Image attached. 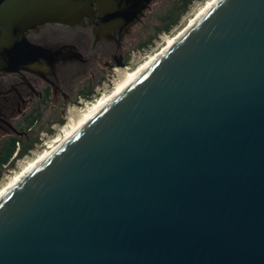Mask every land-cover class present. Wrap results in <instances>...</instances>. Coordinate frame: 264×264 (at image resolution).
<instances>
[{
	"label": "water",
	"instance_id": "water-1",
	"mask_svg": "<svg viewBox=\"0 0 264 264\" xmlns=\"http://www.w3.org/2000/svg\"><path fill=\"white\" fill-rule=\"evenodd\" d=\"M151 1L0 0V71ZM0 264H264V0H221L2 196Z\"/></svg>",
	"mask_w": 264,
	"mask_h": 264
},
{
	"label": "flooded vegetation",
	"instance_id": "flooded-vegetation-1",
	"mask_svg": "<svg viewBox=\"0 0 264 264\" xmlns=\"http://www.w3.org/2000/svg\"><path fill=\"white\" fill-rule=\"evenodd\" d=\"M130 26L106 37L85 18L81 24L45 23L26 32L31 43L63 55L54 64L52 55L40 56L35 69L0 71V179L7 165H15L53 123L62 122L69 107L95 94L105 72L127 64L123 38Z\"/></svg>",
	"mask_w": 264,
	"mask_h": 264
},
{
	"label": "bare ground",
	"instance_id": "bare-ground-1",
	"mask_svg": "<svg viewBox=\"0 0 264 264\" xmlns=\"http://www.w3.org/2000/svg\"><path fill=\"white\" fill-rule=\"evenodd\" d=\"M221 0H205L189 21L174 34L170 35L160 48L145 57L137 65L130 69L125 66L115 68V73L119 75L115 83L113 82L111 90L105 92L97 99L87 102L84 106L70 111L68 121L60 127L58 132L53 135L32 158L26 161L16 171L8 174L4 183L0 185V198L12 189L23 177H25L36 165H38L46 156L69 138L85 122H87L95 113L115 97L123 88H125L133 79H135L144 69L153 61L176 43L186 32H188L201 18H203L213 7ZM73 110V109H72Z\"/></svg>",
	"mask_w": 264,
	"mask_h": 264
},
{
	"label": "rangeland",
	"instance_id": "rangeland-1",
	"mask_svg": "<svg viewBox=\"0 0 264 264\" xmlns=\"http://www.w3.org/2000/svg\"><path fill=\"white\" fill-rule=\"evenodd\" d=\"M204 1L205 0H193L188 6L186 12H184V14L181 16L179 22L174 25L170 31L166 32L161 30L159 32V28L164 27L174 15L180 12L183 0H152L141 19L130 26L129 31L123 38V45L127 54L128 65L125 68L130 69L134 67L145 57L160 48L170 35L174 34L189 21L197 9L203 5ZM108 73L105 72V75L102 76L101 80L96 82L94 85L96 87L100 86L101 91H103V88L105 87L108 88L107 92H109V90L112 88L110 85V80L112 77H114L113 82L115 83L119 77V75L116 73ZM109 77L110 79H108ZM97 95L98 98L101 94L98 93ZM81 105L83 106L84 104L82 103ZM80 107L81 106L69 107L67 113L70 111H75ZM67 116H69V113ZM62 118V122L53 123L51 129L52 132H56V128L61 127L68 121V117L65 116ZM22 163L24 164V162Z\"/></svg>",
	"mask_w": 264,
	"mask_h": 264
},
{
	"label": "built area",
	"instance_id": "built-area-1",
	"mask_svg": "<svg viewBox=\"0 0 264 264\" xmlns=\"http://www.w3.org/2000/svg\"><path fill=\"white\" fill-rule=\"evenodd\" d=\"M128 65L126 64L125 65V67H127ZM113 78L114 77H112V79L110 80V85L112 86L113 85ZM108 91V88H103V91H101L100 90V86L97 88V90H96V92H95V94H93L90 98H86V99H83L82 101H81V103H80V105H78V106H81L82 107V103L85 105L87 102H90V101H93V100H95L96 98H97V94L98 93H100L101 95H99V96H102L105 92H107ZM83 105V106H84ZM67 117V116H66ZM55 128H56V126H55ZM60 129V127H58V128H56V132H52V131H50V132H48V133H43L44 134V136L41 138V142L40 143H37V145H36V147L33 149V150H31L29 153H26V154H24V155H22V156H20L18 159H17V161H16V163H15V165H13V166H10V165H7L8 167H7V171L3 174V176L1 177V179H0V185L4 182V180L7 178V176H8V174L9 173H11V172H13V171H16V170H18L19 168H20V166L23 164L22 162H26V161H28L30 158H32L38 151H40L42 148H43V146L46 144V142L53 136V135H55L57 132H58V130ZM20 161H22V162H20Z\"/></svg>",
	"mask_w": 264,
	"mask_h": 264
},
{
	"label": "trees",
	"instance_id": "trees-1",
	"mask_svg": "<svg viewBox=\"0 0 264 264\" xmlns=\"http://www.w3.org/2000/svg\"><path fill=\"white\" fill-rule=\"evenodd\" d=\"M192 1H193V0H183V2H182V7H181L180 12H179L178 14L174 15V16L172 17V19H171V20H170V21H169L164 27L159 28V29H158L159 32H160L161 30L166 31V32L170 31L171 28L179 22V20L181 19V16L184 14V12H186L188 6L190 5V3H191ZM62 121H63V120H62ZM10 154H11V152L5 157V161L9 158ZM21 155H22V154H21Z\"/></svg>",
	"mask_w": 264,
	"mask_h": 264
}]
</instances>
